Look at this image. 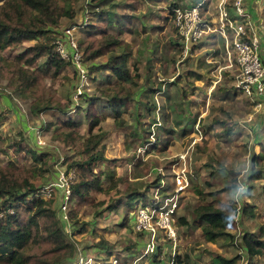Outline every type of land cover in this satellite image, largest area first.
Wrapping results in <instances>:
<instances>
[{
  "label": "rangeland",
  "instance_id": "obj_1",
  "mask_svg": "<svg viewBox=\"0 0 264 264\" xmlns=\"http://www.w3.org/2000/svg\"><path fill=\"white\" fill-rule=\"evenodd\" d=\"M91 1L79 0L65 5L57 27L50 28L56 39L64 40L66 29L76 26L73 37L79 46V41L84 37V27L79 28L78 25L93 13L87 4ZM108 1L113 5L107 6L109 13L131 15L119 40L127 43L130 50L126 60L133 81L130 88L135 92L133 103L140 104L143 109H136L135 114L132 113L135 119L125 127H116L111 118H106L94 130L97 132L100 129L105 133L95 172L101 173L102 187L105 189L112 183L118 184V187L108 194L96 193L93 198L96 201L108 197L109 200L117 199L133 189L147 195L151 200L148 203L158 199L159 204H164L167 196L173 197L176 206L173 217H170V225L175 239L169 238L162 228H157L151 235L137 229L134 219L141 200L137 201L134 211L129 210L124 200L118 207V214L105 212L103 217L93 214L95 208L84 206L77 223L86 225H81L78 233L73 234L68 218L65 220L64 227L70 235V256L66 264L79 263V253L84 259L90 257L100 261V264H176L178 259L179 264H217V254L226 259L238 256L236 264H264L263 257L248 256L241 241L245 233H253L264 243V233H261L264 232V95L255 101L241 95L235 88V71L224 69L227 62L223 40L219 37L215 22L217 5L221 0H203L200 5L201 17L212 31H208L198 44L189 45V52L185 51V45L173 24V10L176 5L187 8L201 0ZM234 1L227 0L228 15L232 18L235 16L237 23L245 26L248 37L258 39L259 54L264 64V0H243V10L237 15ZM34 43L32 40L21 47L8 48L4 55L29 54L28 49ZM121 49H117L116 53H121ZM107 57L103 55L96 62L102 64ZM45 60L46 57L41 56L32 68L42 67ZM51 65H55L59 73L55 76L53 71L46 74L44 91L36 95L43 94L46 98L53 96L62 103L72 101L76 104L78 99L74 100V96L78 88L81 92L86 88L87 93L97 94L98 87L110 81L106 77L109 75L107 72L95 74V83L86 79L80 84L71 64L57 58ZM111 81L115 83V78ZM166 91L179 99L175 112L182 113L181 122L173 120L175 113L168 107L171 103L166 101ZM152 100L155 101L154 106ZM28 101H33V98L30 97ZM163 106H166L169 117L166 125L161 126ZM74 111L71 110L69 115L75 116ZM48 112L51 113L47 111L37 117L32 116L28 103L10 90L5 80L0 79V138L4 140L0 167L13 165L19 179L25 178L26 170L31 167L46 169L42 177L31 180L41 190L50 184L63 183L60 180L63 175L68 184L77 181V170L72 163L85 158L78 148L88 136V122L84 121L79 128L80 139L75 147L53 141L51 132L42 130L44 119L46 121L47 115L50 116ZM183 119L193 121L189 132L181 130ZM163 127L164 132L166 129L172 132L161 136L162 142L155 146L156 135L163 132ZM28 128H39L42 135L34 130L28 133V130H24ZM38 137H41L40 141ZM29 149L44 155L39 163H35L28 153ZM256 156L262 158L263 177L251 181V166L257 168L254 162ZM105 173L112 175V181H108ZM196 189H202L203 194L199 195ZM241 189H244L243 193ZM53 191L51 197L45 199L52 200L58 211L62 191ZM206 201L231 218L225 229L232 237L210 241L203 234L204 224L196 221L194 209L206 204ZM73 207L74 203L69 202L65 211H61L62 216L67 217L68 210ZM243 208L250 209L252 215L243 213ZM157 213L163 215L160 209ZM124 217L127 220L120 225ZM156 217L160 219V216ZM179 218H184L186 224L179 225ZM75 230L78 231L79 227ZM101 239L111 245L109 250L102 251L104 249L95 247ZM150 240L152 244L148 247Z\"/></svg>",
  "mask_w": 264,
  "mask_h": 264
},
{
  "label": "trees",
  "instance_id": "obj_2",
  "mask_svg": "<svg viewBox=\"0 0 264 264\" xmlns=\"http://www.w3.org/2000/svg\"><path fill=\"white\" fill-rule=\"evenodd\" d=\"M76 1L79 0H0V79L5 80L6 86L16 92L22 101L28 103L32 116L37 117L43 112L51 111L48 112L50 114L47 115L48 119L46 121L44 119L42 130L51 132L53 141L75 147L76 141L80 139V126L84 121L88 122V136L84 139L81 148H78L85 158L72 163L77 170V181L70 186L69 202H73L75 207L68 210L67 218L74 230L73 234L78 233L82 229L81 225H84L77 223L79 213L84 206L95 208L93 214L103 217L105 212L118 214V207L124 200L130 211L137 209L138 200L142 201L139 203L141 207L151 204L148 203L151 200L147 195L135 189L127 190L126 196L117 199L109 200L108 197L96 201L93 198L96 193L108 194L118 187V184L112 183L105 189L102 187L101 173L95 172L96 161L101 158L99 147L105 138V133L100 129L97 132L94 130L106 118H111L116 127H125L130 120L135 119L132 113L135 114L136 109H143L140 104L133 103L135 92L130 88L133 81L126 60L130 50L127 43L119 40L131 15L109 13L107 6L113 7V5L108 0H92V4L87 3L93 13L86 18V25L82 30L84 37L79 41L83 55L82 62L87 70V80L95 83L97 81L95 74L107 72L109 75L106 77L110 79L109 82L98 87L97 94H89L84 88L77 95L76 104L72 101L62 103L53 96L46 98L43 94L36 95L39 91H44L43 80L46 74L50 71H53V76L59 73L55 65H51L58 57L54 51V44H51L56 39L55 33L50 28L57 27L65 5ZM32 40L36 43L28 49L29 54L20 53L11 57L4 55L6 49L21 47L23 43ZM120 48H123L121 53H116ZM103 55H108L106 61L102 64L97 63L96 60ZM41 56L46 57L45 63L41 65L42 67L32 68ZM190 73L194 74L192 71ZM112 78H115V83L111 81ZM176 93L180 95L179 92ZM164 95L166 101L173 105L168 106L171 112L175 113L173 120L181 122L182 113L175 112L179 107L177 102L179 99L167 91ZM30 97L33 98L31 102L28 101ZM151 103L154 106L155 101L152 100ZM71 110H75V116L69 115ZM161 110L163 113L160 117L163 124L161 126H164L169 116L166 113V106ZM150 111L151 108L148 110L149 114ZM139 116L138 113V118ZM216 122L221 124L219 120ZM223 124L225 125V122ZM192 125V119H185L181 130L189 132ZM169 130L166 129L164 132L163 127V132L156 135L157 140L154 145L162 142L161 136H166ZM3 141L0 138V152L3 151ZM28 153L35 163H39L44 157L32 149H29ZM254 162L258 169L254 165L251 166L249 177L251 181L263 177L262 158L256 156ZM12 166L10 164L0 167V264H66L70 256V235L64 227L66 221L61 216L60 207L57 211L52 200L38 197L40 189L31 181L42 177L46 169L31 167L30 170H26L27 176L19 179L18 172H14ZM105 174L108 181H112V175ZM196 192L199 195L203 194L202 189H196ZM9 209L12 211L9 212ZM194 211L196 221L204 224L200 226L208 240L232 237L225 229L231 218L226 216L222 209L206 201V204L198 205ZM242 212L252 215L250 209L243 208ZM170 217L172 218L173 215ZM126 220L124 217L120 225ZM178 224L185 225V219L179 218ZM76 227H79L78 231L75 230ZM261 233L263 235L264 232ZM241 241L248 256L264 258V243L258 239V235L245 233ZM95 247L107 251L111 245L101 239ZM216 257L217 264H236L239 258L237 256L226 259L219 254ZM179 262V259L176 260V264Z\"/></svg>",
  "mask_w": 264,
  "mask_h": 264
},
{
  "label": "built area",
  "instance_id": "obj_3",
  "mask_svg": "<svg viewBox=\"0 0 264 264\" xmlns=\"http://www.w3.org/2000/svg\"><path fill=\"white\" fill-rule=\"evenodd\" d=\"M242 1L235 0L234 8L235 14L242 12ZM203 4V0L200 3L187 7V8H178L176 7L173 10V24L178 30L179 35L182 39V43L185 45V51L189 52L191 48L189 45L198 44L202 39L205 38L208 31H212V28L209 24L202 20L200 5ZM227 0H221L217 5L216 10V24L218 25L219 37L223 40V52L226 60V65L224 69H233L235 71V88L240 92L241 95L245 96L250 100H258L264 95V64L260 58L259 50L260 45L256 37H248L247 29L242 23H237L235 16L234 18L231 15H228L227 11ZM87 13V11H86ZM86 17L81 25H78L79 28L85 27ZM75 27L66 29L65 39H56L54 40V51L56 52L58 58L66 63L72 65L77 73V78L79 83H83L87 78V70L82 62V52L79 49L78 44L74 39ZM81 86V85H80ZM81 91L78 88L74 100H77V95ZM249 119L248 121H250ZM35 131L36 134H41L42 131L39 128H29L30 131ZM38 140H41V137H38ZM42 144V142H40ZM62 159V158H61ZM64 181L63 183L50 184L43 190L38 191V197L40 198H49L51 197L53 190H61V205L60 212L65 211L66 206L69 204L70 196V186L74 182L66 183V180L63 177L60 179ZM178 184L181 181H177ZM182 188V187H180ZM158 198V194H156ZM159 204V200H154V203L146 207H139L135 213V225L138 230L147 231L150 235L155 233L157 228H162L167 232V236L171 239H175V233L173 228L170 225V216L172 215L175 209V203L173 202V197L165 199L164 204ZM173 205V207H172ZM160 209L163 215H158L157 210ZM12 209H9L11 212ZM62 213V212H61ZM62 216V214H61ZM156 216H160V219H157ZM63 220H67L66 216H62ZM65 218V219H64ZM157 219V220H156ZM152 244L151 240L149 241L148 247ZM79 253V252H78ZM77 253V255H78ZM78 262H72L71 264H100V261L93 258L84 259L82 254L78 255ZM110 262V261H109ZM112 264V263H108Z\"/></svg>",
  "mask_w": 264,
  "mask_h": 264
},
{
  "label": "clouds",
  "instance_id": "obj_4",
  "mask_svg": "<svg viewBox=\"0 0 264 264\" xmlns=\"http://www.w3.org/2000/svg\"><path fill=\"white\" fill-rule=\"evenodd\" d=\"M240 191H241V193H243L244 189H241ZM70 264H71V263H70Z\"/></svg>",
  "mask_w": 264,
  "mask_h": 264
},
{
  "label": "crops",
  "instance_id": "obj_5",
  "mask_svg": "<svg viewBox=\"0 0 264 264\" xmlns=\"http://www.w3.org/2000/svg\"><path fill=\"white\" fill-rule=\"evenodd\" d=\"M29 129V128H28ZM28 129H24L25 131L28 130Z\"/></svg>",
  "mask_w": 264,
  "mask_h": 264
}]
</instances>
